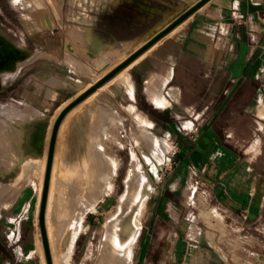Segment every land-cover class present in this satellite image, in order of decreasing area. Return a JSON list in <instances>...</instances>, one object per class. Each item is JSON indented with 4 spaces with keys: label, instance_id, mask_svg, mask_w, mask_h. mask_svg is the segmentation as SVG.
I'll list each match as a JSON object with an SVG mask.
<instances>
[{
    "label": "crops",
    "instance_id": "0c3cea01",
    "mask_svg": "<svg viewBox=\"0 0 264 264\" xmlns=\"http://www.w3.org/2000/svg\"><path fill=\"white\" fill-rule=\"evenodd\" d=\"M196 1L179 0L174 5L176 11L165 10L167 14L162 13L160 20L140 35L109 34L110 40L102 45L108 44L121 56L113 58L115 53L106 49L111 55L98 74L102 66L90 65L79 47L69 53L73 59L64 60V36L61 44H48L47 29L36 28L39 38L34 39L39 43L24 40L19 43L0 27L3 36L22 48L21 59L12 70L0 72V177L8 176L11 181L1 182V189L5 190L3 196L11 192L18 196L17 210L25 206V197L33 194L31 183L37 179L35 170L39 169L48 144L44 139L39 156L32 155L24 142L16 145L9 117L31 120L41 115L48 118L52 129L54 120L68 103ZM177 26L179 31L152 44L154 47L128 68L124 79L109 84L107 89L105 82L88 95L92 97L85 103L92 101L85 108L99 120L87 124L84 130L76 127L73 132L77 134L72 137L84 138L86 145L94 137L96 147H101L105 141L106 116L90 104L104 105L106 95L111 100L117 94L119 107L124 101L141 117V124L158 126L172 138L174 165L162 186L155 190L150 205L151 217L146 228L151 229V244H155L152 235L156 229L185 227V221L176 223L178 217L171 213L178 214L186 205L187 184L193 176L208 182L216 209L231 224L244 216L243 211L255 217L264 197V175L254 172V157L243 150L250 146L257 153L260 144L257 131H264V0H207ZM115 41H122L125 50L113 47ZM90 119L87 117L85 123ZM58 137L57 132L56 144ZM195 188L193 184L192 192ZM179 232L166 237L168 244L189 243L187 237H179ZM194 240L196 248L202 242L206 253L223 259L225 253L220 244L213 246L206 235ZM0 257L7 264L1 251ZM167 258L175 260L176 255Z\"/></svg>",
    "mask_w": 264,
    "mask_h": 264
},
{
    "label": "rangeland",
    "instance_id": "374dc122",
    "mask_svg": "<svg viewBox=\"0 0 264 264\" xmlns=\"http://www.w3.org/2000/svg\"><path fill=\"white\" fill-rule=\"evenodd\" d=\"M163 1L161 4L157 0H142L141 3L134 0H0V27L19 43L23 40L30 44L39 43L34 39L39 38L36 28L47 29L48 44H61L64 36L63 44L66 50L64 60L73 59L69 53H74L76 47H79L90 65L102 66L97 71L98 74L105 68L100 57L104 48L115 53L108 44L106 47L102 45L110 40L109 34L140 35L148 31L160 20L165 10L176 11L174 5L179 0ZM28 33H31V36ZM91 34L101 44L93 40ZM111 45L121 51L125 50L122 41H115L114 45ZM117 53L113 58L121 56ZM108 101L116 103L112 105ZM87 103L69 118L67 126L58 137L57 144L58 179L51 210L57 233L65 231L69 222L78 213L79 207H85L81 230L72 239L74 242L69 251L68 264H100L99 245L103 226L120 213L125 179L133 159L139 161L142 172L147 171L146 137L143 136L146 130L148 134L167 140L168 160L159 178L153 181V192L141 215L140 232L133 244L130 264H264V197L261 210L255 217H249L248 213L243 211L244 216L235 219L236 223L231 224L224 214L216 209L208 182L199 180L196 176L187 184V203L184 208L178 214L171 213L172 216L178 217L176 223L185 221L183 222L185 227L156 229L152 235L155 237V244H151L149 242L151 229L146 228L151 217L150 205L155 198V190L162 186V181L174 165L171 160L174 151L172 138L158 126L147 127L145 123L141 124V117L124 101L122 107H119L116 94L111 100L106 95L104 105L90 104L101 113L100 115L106 116L105 141L101 142V147H96L94 137L87 145L84 138L73 140V135L77 134L73 132L76 127L81 126L84 130L87 124L99 120L96 114L93 115L85 108ZM87 117H91L89 123H85L88 121ZM257 136L260 138L257 147L259 151L255 153L250 146L243 150L248 151L247 156L254 157V172L264 175V131L258 130ZM35 171L38 180L35 179L31 183L33 194L25 197V206L20 210L16 208L18 196L12 192L3 196L5 190L1 189L0 185L3 215L0 219V251L4 254L7 264H41L35 249L39 236L41 241L39 225H36L39 224L40 201L37 203L39 169ZM7 177H0V181L11 182ZM193 184L196 188L192 192ZM95 199L98 206L90 209V202ZM214 210L218 212L217 216L214 215ZM166 216L167 214L164 217ZM176 230H180L179 237H187L189 243L168 244L166 237ZM205 235L213 246L221 245L225 253L222 260L217 255H211V252L206 253L202 242L198 244L199 248L194 246V239H200ZM70 240L68 245L66 244L68 247L63 248V254L67 253ZM167 255H176V259H168Z\"/></svg>",
    "mask_w": 264,
    "mask_h": 264
},
{
    "label": "bare ground",
    "instance_id": "6f19581e",
    "mask_svg": "<svg viewBox=\"0 0 264 264\" xmlns=\"http://www.w3.org/2000/svg\"><path fill=\"white\" fill-rule=\"evenodd\" d=\"M163 13L164 15L167 14L166 11ZM179 27L180 26H177L174 29L172 28L173 30L171 29L168 31L169 33L167 32L168 34L166 33L167 35L165 34L166 36H162L161 38H159L160 40L158 39V41L156 40L157 42L155 41L156 43L154 42L155 44L154 43L152 44L156 45L163 38L176 34L180 29ZM154 45L151 47L149 46L150 48L147 47L148 49L146 48L144 51L138 54L134 59H132L128 64H126L124 67L118 70L111 78L106 80V83L104 82L105 84L103 83L104 86L107 87L109 84L115 82L118 79H124L128 68L131 65H133L135 62H137L139 59L144 57L151 50V48L154 47ZM101 55L102 56L100 57H102L101 58L103 60L102 62L105 63L107 60H109L111 52L109 53L108 51H106V48H104V50L101 52ZM21 56H22L21 46H19L16 42L6 38L5 36H3L2 33H0V72L2 70H6L7 68H9L10 70L9 69L8 70L11 71L12 67L16 65L17 60L21 59ZM86 97L82 99L78 104L73 106L66 113V115L64 116V118L62 119V121L60 122L58 126V129H57L58 136L65 129L69 118L72 117L75 113H77L81 109V107L84 105V103L88 101L92 96L90 95ZM9 122L10 124L13 123V127H14L13 129L15 131L14 134L16 137V140H15L16 145L20 146L21 143L22 144L23 142L26 143L32 155L39 156L44 139H46L47 141L48 146L45 147L42 161L39 164V174H38L39 182H38V187H37V203H38L41 198L45 166H46V160H47V155H48V147H49V141L51 137L50 132H52L50 121L48 120L47 117H42L40 115V116L32 118L31 120H24L20 116L9 117ZM143 130H145V128ZM57 132H56V136H57ZM143 136L146 137L145 144L147 146V150L145 151V157L147 160V167H148L147 171L142 172L140 169L139 161L135 158L133 159V164L132 166H130L131 167L130 171L128 172V175L125 179L126 180L125 190L121 198L122 205L120 206V210H119L120 213H118L117 216H113L114 218H112L111 220L105 222L103 226L102 239L99 245L100 246L99 255L101 257V258L99 257L100 264H129L130 263L133 244L136 241L137 236L140 232L141 215L153 191V181L159 178L160 172L164 168V165L168 160L167 151L169 150V144L165 138H160L159 136L148 134L147 130H146V133H143ZM57 144L55 140L53 158H52V164H51V170H50V178H49V184H48L46 208H45V230H46V236L48 240V247H49V251L51 255L52 264H68L69 251H70V248H72L71 247L72 243L74 242V241L72 242V239L81 230V221L84 217L85 207H79L78 213L76 214L75 217H73L74 219H72L69 222L65 231L61 232L60 234L57 233V230L54 226V223L51 217V210H52L53 201H54L55 184L57 183L56 179H58L56 171L58 167L57 157L59 153L58 152L59 147L57 146ZM6 169L7 167L3 168L1 172L4 173ZM67 177L69 178L70 176H67ZM0 185H1V181H0ZM96 206H98V201L96 199L92 200L90 202V207H91L90 209ZM214 215L217 216V213L215 210H214ZM36 225H39V224H36ZM39 238H37L36 240V249H37L38 256H39V261L41 264H47L45 253H44V247L42 244V239L40 241ZM69 240H70V244H69V248H67L68 251H66L67 253L63 254L64 253L63 248L68 245L67 243H69L68 242ZM0 264H3V260L1 259V257H0Z\"/></svg>",
    "mask_w": 264,
    "mask_h": 264
},
{
    "label": "water",
    "instance_id": "95a60500",
    "mask_svg": "<svg viewBox=\"0 0 264 264\" xmlns=\"http://www.w3.org/2000/svg\"><path fill=\"white\" fill-rule=\"evenodd\" d=\"M207 0H198L191 6H189L187 9L182 11L177 17H175L166 27L158 31L151 39H149L145 44H143L141 47H139L136 51L128 55L123 61H121L118 65H116L113 69H111L108 73L103 75L101 78H99L93 85H91L89 88H87L83 93H81L78 97L73 99L70 103H68L58 114L56 119L53 122L52 125V132L51 137L49 141V147H48V155L46 160V166H45V173H44V181H43V187L41 192V198H40V205H39V211H38V223L40 228V234L42 239V244L44 247V253L46 258L47 264H52L51 255L48 247V240L46 236V230H45V208H46V201H47V194H48V184H49V178H50V170H51V164H52V158H53V151H54V144H55V138H56V132L58 129V126L66 113L76 104H78L82 99H84L86 96L91 94L93 91H95L99 86H101L106 80L111 78L118 70H120L122 67H124L126 64H128L132 59H134L138 54H140L142 51H144L147 47H149L152 43H154L156 40L164 36L169 30H171L175 25L183 21L185 18H187L192 12H194L197 8H199L201 5H203Z\"/></svg>",
    "mask_w": 264,
    "mask_h": 264
}]
</instances>
